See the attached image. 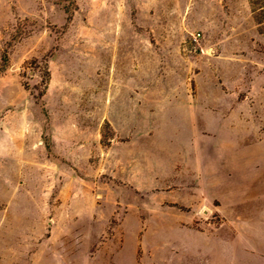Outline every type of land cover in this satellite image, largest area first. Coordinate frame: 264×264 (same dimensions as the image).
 <instances>
[{"label":"rangeland","instance_id":"obj_1","mask_svg":"<svg viewBox=\"0 0 264 264\" xmlns=\"http://www.w3.org/2000/svg\"><path fill=\"white\" fill-rule=\"evenodd\" d=\"M0 264H264L249 3L0 0Z\"/></svg>","mask_w":264,"mask_h":264},{"label":"trees","instance_id":"obj_2","mask_svg":"<svg viewBox=\"0 0 264 264\" xmlns=\"http://www.w3.org/2000/svg\"><path fill=\"white\" fill-rule=\"evenodd\" d=\"M253 15L254 21L259 26V31L264 32V28L261 25L264 24V0H248ZM65 11H68L69 5L64 6ZM3 62H7V56H3Z\"/></svg>","mask_w":264,"mask_h":264},{"label":"crops","instance_id":"obj_3","mask_svg":"<svg viewBox=\"0 0 264 264\" xmlns=\"http://www.w3.org/2000/svg\"><path fill=\"white\" fill-rule=\"evenodd\" d=\"M223 1H224V3H233L234 0H223ZM240 1H242V3H244L246 6H248V0H240ZM222 7L223 8L224 7H232V5H227V6L222 5Z\"/></svg>","mask_w":264,"mask_h":264}]
</instances>
